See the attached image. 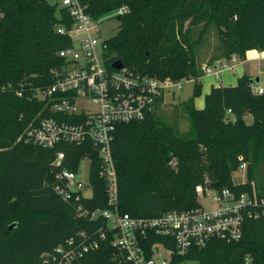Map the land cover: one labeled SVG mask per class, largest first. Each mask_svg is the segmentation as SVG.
Wrapping results in <instances>:
<instances>
[{"label":"trees","instance_id":"1","mask_svg":"<svg viewBox=\"0 0 264 264\" xmlns=\"http://www.w3.org/2000/svg\"><path fill=\"white\" fill-rule=\"evenodd\" d=\"M83 1L96 18L120 6L129 8L117 16L118 32L104 42L109 69L121 60L140 74L195 82L192 96L182 102L193 135L181 134L157 115L161 97L143 119L117 125L111 147L120 210L154 217L198 208L197 186L206 181L213 189L228 187L236 193L254 183L263 193L264 92L253 90L256 78L244 74L235 85L213 87L203 108L194 99L202 92L198 48L212 26L218 37L213 60L233 54L244 59L250 49L264 50V0ZM58 15L67 16V10L48 0H0V264H55L45 260L46 252L80 230L93 232L103 225L102 219L76 216L71 203L54 190L51 163L58 149L66 150L65 165L74 169L90 152L94 195L85 203L91 209L109 207L96 146L86 142L47 148L23 136L40 112L52 114L34 91L54 82V69L64 63L59 51L72 42L57 32ZM242 161L248 163L247 180L237 183L233 176ZM112 238L110 234L86 253L82 264H125ZM247 257L250 264H264V216L246 218L240 239L213 238L204 247L176 255L173 262L246 264Z\"/></svg>","mask_w":264,"mask_h":264},{"label":"built area","instance_id":"2","mask_svg":"<svg viewBox=\"0 0 264 264\" xmlns=\"http://www.w3.org/2000/svg\"><path fill=\"white\" fill-rule=\"evenodd\" d=\"M59 9L67 10V16L58 15V33L69 35L71 44L59 51L64 59L61 67L54 69V82L44 89L37 88L34 96L45 103L52 114L43 111L28 125L23 136L47 148L61 144L83 145L91 142L99 149L100 175L107 183L109 207L89 208L85 199L94 195L91 181V154L88 152L77 168L65 165L67 152L56 151L51 163L54 173L53 188L75 209L76 216L90 220L102 219L103 225L93 232L80 230L60 243L44 258L55 264H82L86 253L99 247L102 240L113 236L112 243L118 249L125 264H176V255H185L192 249L204 247L213 238L240 239L246 218L264 216V192L254 183L236 193L231 188L215 190L211 196V208L203 200L211 189L197 186L200 207L187 210H169L154 217L134 216L123 213L118 203V174L112 154V141L117 125L143 119L156 109L157 100L165 91L181 89L193 78H160L137 73L126 67L109 69L104 57V40L96 31L107 17H117L128 12V6H120L107 15L93 17L83 0H51ZM71 21L68 24V21ZM233 54L230 60L238 59ZM227 63V62H226ZM225 63L219 59L206 64L207 74L219 75ZM253 90L263 93L264 88L253 84ZM18 94H22L18 91ZM84 159H89V175L80 174ZM240 168L246 170L247 163ZM162 236V239L153 237ZM246 264H250L247 257Z\"/></svg>","mask_w":264,"mask_h":264},{"label":"rangeland","instance_id":"3","mask_svg":"<svg viewBox=\"0 0 264 264\" xmlns=\"http://www.w3.org/2000/svg\"><path fill=\"white\" fill-rule=\"evenodd\" d=\"M49 3L52 4L51 0H48ZM119 25L120 21L117 17H107L104 18V20L100 23L99 25V30L96 31L97 36L101 40H106L111 37H113L119 30ZM202 25L197 26L195 28V35L197 36L199 34V31L201 29ZM218 40L217 33H216V27L212 26L209 30V33L207 35V38L205 39L204 43L198 48V54L197 57L198 59L204 58L205 55L208 54L209 49L212 44H214ZM262 83H264V76H262ZM195 87V82L194 81H189L184 84V86L181 89H170L165 91L168 93V96L172 97V100L166 104V107L158 109L157 110V115L165 122L171 124L172 126L176 127V129L183 135H188L191 136L194 134V130L191 124V121L189 119V116L187 115L186 111L183 109L182 102H183V97L181 95L184 93H189L192 95V92ZM175 92V95L173 94ZM182 95V96H183ZM248 122L253 121L252 115H248L246 117ZM174 165H176V161H171ZM243 162L247 161H242ZM240 164V165H241ZM240 165L237 169V171L234 173V181L239 183L247 180V171H248V163H247V168L246 170H243L240 168ZM89 159H84L81 165V171L80 174L83 176L84 179H87L89 175ZM203 186V188L206 189H211L209 191L210 195H207L205 200H203V204L207 209L211 208L210 205V200L211 196L215 193V190L212 188L210 185L209 181H206L205 184H199ZM180 264H198L197 261L194 260H186Z\"/></svg>","mask_w":264,"mask_h":264},{"label":"crops","instance_id":"4","mask_svg":"<svg viewBox=\"0 0 264 264\" xmlns=\"http://www.w3.org/2000/svg\"><path fill=\"white\" fill-rule=\"evenodd\" d=\"M208 49V54L205 55L204 58L200 59V64L202 67V76L200 78L202 83V92L194 99V104L197 108H203L205 106V97L213 87L235 85L237 84L238 79L244 74L252 77H258V80H256L255 84L264 88V83H262L263 81L261 77V75L264 76V50H259L256 48L250 49L247 51L246 57L244 59L238 58L234 61L221 59L225 64L222 66L219 75L215 76L213 74H207L203 70V67L206 64L211 65L219 60H213L216 56L214 44L208 47ZM167 94L168 93L165 92L162 95L158 109L166 107V104L172 100V97L168 96ZM173 94L175 95V92ZM182 95L181 97H183V101L192 96L189 93H184V95Z\"/></svg>","mask_w":264,"mask_h":264},{"label":"water","instance_id":"5","mask_svg":"<svg viewBox=\"0 0 264 264\" xmlns=\"http://www.w3.org/2000/svg\"><path fill=\"white\" fill-rule=\"evenodd\" d=\"M112 65H113V67L119 69V68H122L124 66V63L121 60H116V61L113 62ZM255 78H256V80H258V77H255ZM13 227H14V225L12 224L10 226V228H13Z\"/></svg>","mask_w":264,"mask_h":264}]
</instances>
